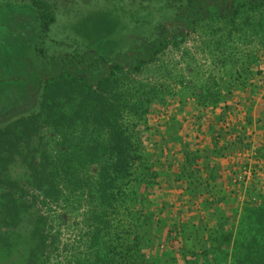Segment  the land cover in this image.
I'll list each match as a JSON object with an SVG mask.
<instances>
[{"label": "rangeland", "instance_id": "1", "mask_svg": "<svg viewBox=\"0 0 264 264\" xmlns=\"http://www.w3.org/2000/svg\"><path fill=\"white\" fill-rule=\"evenodd\" d=\"M42 1L48 4L55 17V23L45 38L40 37L35 9L29 0H0V129L37 110L39 95L33 94L35 72L51 68V58L83 52L107 54L109 57L130 55L142 52L164 35L170 40L184 34L185 38L177 48L169 45L136 78L141 84L163 88L168 95L163 104L153 102L147 120L142 122L147 130L140 129L135 121L129 124L135 126L137 141L142 145L140 150L147 156L141 155L142 151L137 153L135 178L129 185V192L134 193L126 192L128 197L125 202L111 216L106 237L110 239L115 254L128 256V262L124 264H159V258L174 264L171 261L173 256L179 262L183 259L184 264H189L188 256L181 257L178 251L187 254V250L193 248L194 252L201 253V240L210 244L204 248L209 264H236L234 260L239 250L235 239L244 237L240 224V219L245 216L243 202L261 192L259 184L254 187L250 177L242 184L234 182L239 171L252 167L250 153L254 152L255 143L259 142L257 138L255 141L250 139V134L248 136L245 132L252 127L241 130L249 108L250 63L252 71L257 68L261 72L251 84L264 91V28L250 32V25L254 28L259 15L246 9L238 16L235 25H238L239 31L233 29L230 40L221 50L224 64L215 69L211 64L214 57L207 47L206 36L197 31L191 32L186 22L178 18L185 0ZM198 2H202V14L208 12L209 15L214 10L211 8L214 0ZM211 76L216 92L226 89L230 95L224 94L226 98L222 100L219 97L216 107L201 116L194 103L192 88L205 84ZM185 86L189 89H184ZM19 94L22 96L18 99ZM259 98L260 93L254 102H258ZM251 114L252 125H256L253 117L255 110ZM218 118L224 123L220 122L217 127L224 131L228 141L243 133L247 139L244 144L249 142V147H240L235 154L228 149L211 155L213 157L207 167V170H216L219 178L216 187L224 190L226 200L223 210L230 217L229 224L232 226L230 235H225L230 238L226 242H221L222 237L216 241V227L206 218L201 204L203 198L192 195L189 190L197 186L203 188L206 168L202 167L199 159L195 167L185 169L188 166L185 153L188 158L210 151L207 126ZM173 119L180 125L179 134L184 137L182 140L188 148L183 150L178 143L165 146L161 151L152 149L162 143L163 126ZM256 130L264 136V131ZM219 144L221 148L222 142ZM10 175L14 180L22 181L23 170L10 167ZM216 190H213L210 200H217ZM256 199L257 204L260 198ZM22 201L24 209L19 222L15 227L2 226L0 229V264L19 262L31 247V229L40 217L45 219L49 232V264H71L76 257H87L88 235L93 228L87 222L86 203L75 204L72 207L74 211H69L63 204L46 202L32 191H28ZM193 218L197 219H194L195 223L200 221L206 226L202 225L197 234L180 244L181 226ZM138 238L142 242L148 239L149 243L146 241L142 250L136 252L135 244H132ZM133 253H136L135 257Z\"/></svg>", "mask_w": 264, "mask_h": 264}, {"label": "trees", "instance_id": "2", "mask_svg": "<svg viewBox=\"0 0 264 264\" xmlns=\"http://www.w3.org/2000/svg\"><path fill=\"white\" fill-rule=\"evenodd\" d=\"M29 1L35 9L40 37L45 38L55 23V17L44 1ZM200 5L202 2L198 0H185L177 15L186 22L191 32L197 31L206 36L207 47L214 57L211 64L215 69L224 64L221 50L226 47L233 29L239 31L235 21L244 10L259 15L254 28L250 25V32L264 28V0H214L211 7L214 10L209 15L208 12H200ZM184 38L185 35L181 34L168 40L164 35L142 52L115 57L95 52L60 54L51 58V68L35 72L33 94L39 95L37 110L0 129V229L2 226L15 227L19 222L24 209L22 200L28 191L38 193L41 199L51 204L61 203L69 211H74L72 207L83 201L87 207V222L93 228L88 235L89 251L86 258L76 257L71 264L128 262L127 255L115 254L106 235L109 233L111 216L117 213L116 209L128 197L126 192H129V185L135 178L137 153L142 151L141 142L138 143V136L134 132L135 126L129 124L135 121L140 129L147 130L148 127L142 122L147 120L153 102L163 104L168 95L163 88L141 84L136 78L169 45L177 48ZM251 67L252 63L248 85L249 108L241 130L252 125L251 113L255 110V127L264 131V91L251 84L261 72L257 68L252 71ZM180 83L184 81L181 79ZM214 86V78L211 76L205 84L192 88L194 103L201 116L216 107L220 102L219 97L222 100L226 98L224 94H229L226 89L216 92ZM184 89L189 88L185 86ZM259 93V101L254 102ZM21 96L19 94L18 99ZM220 122L224 123L218 118L207 126L211 139L210 151L207 150L202 156L188 158L187 153H184L188 165L185 169L195 167L199 159L202 167L206 168L203 188L197 186L189 190L192 195L197 194L203 198L201 204L206 218L216 227V241L222 237L221 242H226L230 238L225 235H230L232 226L229 224L230 217L223 210V202L226 200L224 190L216 187L219 180L216 170H207V167L213 157L211 155L222 151L224 153L228 149L235 154L240 147H249V142L244 144L247 139L243 133L236 134L232 141H228L224 131L217 127ZM179 126L175 119L165 123L162 143L152 149L161 151L165 146L180 143L183 150H186L188 145L179 134ZM255 146L251 157L253 165L250 167V180L254 187L259 184L263 192L243 202L242 212L245 216L240 219V224L244 237L235 239L239 250L234 260L236 264H264V141L257 142ZM141 155L147 156L143 151ZM10 167L23 170L22 181L11 177ZM215 189L218 198L210 200ZM256 198H260L257 204ZM194 219L181 226L180 244L197 234L202 225L206 226L200 221L195 223ZM135 240L132 245L135 244L136 252L142 250L146 241L149 243L148 239H143V242L140 238ZM49 241L45 219L40 217L34 221L31 229V247L17 264H49ZM200 242L201 253L194 252L192 248L187 250V254L179 250V256H188L189 264H209L208 253L204 248L210 244L206 240ZM133 255L135 257L136 253ZM163 261L159 258V264H168ZM171 261L184 264L183 259L179 262L175 256Z\"/></svg>", "mask_w": 264, "mask_h": 264}, {"label": "crops", "instance_id": "3", "mask_svg": "<svg viewBox=\"0 0 264 264\" xmlns=\"http://www.w3.org/2000/svg\"><path fill=\"white\" fill-rule=\"evenodd\" d=\"M253 117H254V120H256V116H253ZM250 127H252V129H250V130L246 129V130H245V132H247L248 136H249V134H250V139H252V140L255 141V138H257V140L259 141L258 143L263 142V141H264V136L261 135V134H258L259 132L256 130L255 125H252V126H250ZM248 131H249L250 133H248ZM234 137H235V136H234ZM234 137H233V138H234ZM255 144H256V143H255ZM253 154H254V152H251V153H250L251 156H252Z\"/></svg>", "mask_w": 264, "mask_h": 264}, {"label": "built area", "instance_id": "4", "mask_svg": "<svg viewBox=\"0 0 264 264\" xmlns=\"http://www.w3.org/2000/svg\"><path fill=\"white\" fill-rule=\"evenodd\" d=\"M250 177V170H246L245 168L239 171V173L235 176L234 182L244 183L248 181Z\"/></svg>", "mask_w": 264, "mask_h": 264}, {"label": "flooded vegetation", "instance_id": "5", "mask_svg": "<svg viewBox=\"0 0 264 264\" xmlns=\"http://www.w3.org/2000/svg\"><path fill=\"white\" fill-rule=\"evenodd\" d=\"M167 36V35H166ZM169 37V36H168ZM36 84V83H35ZM34 87H35V85H34Z\"/></svg>", "mask_w": 264, "mask_h": 264}]
</instances>
